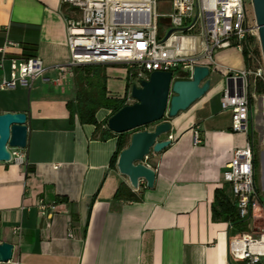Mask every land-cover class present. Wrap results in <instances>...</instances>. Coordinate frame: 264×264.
Segmentation results:
<instances>
[{
    "label": "crops",
    "instance_id": "obj_1",
    "mask_svg": "<svg viewBox=\"0 0 264 264\" xmlns=\"http://www.w3.org/2000/svg\"><path fill=\"white\" fill-rule=\"evenodd\" d=\"M66 11L61 0H0V49L11 43L7 57L35 56L46 69L29 92L0 91V114L25 113L28 131L27 167L0 163V243L13 246L12 259L0 264L237 263L229 255L236 234L212 216V204L216 190L231 199L223 171L248 139L231 132L230 112L220 104L225 87L220 70H243L242 52L235 47L214 52L220 70L210 71L209 90L169 120L171 131L162 139L171 135L170 146L144 163L155 172L153 187L140 180L133 189L111 165L117 138L94 137L95 126L81 124L67 108L76 89L72 69L66 68ZM121 72L124 87L116 96L126 92ZM8 73L5 62L0 77ZM97 113L98 123L109 115ZM121 184L139 199L114 198ZM255 186L262 202L264 167L260 189L256 179ZM40 200L54 207L51 219L40 214Z\"/></svg>",
    "mask_w": 264,
    "mask_h": 264
},
{
    "label": "built area",
    "instance_id": "obj_2",
    "mask_svg": "<svg viewBox=\"0 0 264 264\" xmlns=\"http://www.w3.org/2000/svg\"><path fill=\"white\" fill-rule=\"evenodd\" d=\"M61 2L69 11L73 10L69 12L70 15L76 12L80 14L79 18H65L69 51L66 68L82 65L121 66L126 73L128 90L133 84L139 87V82L148 80L152 72H169L173 81L190 79L193 67L197 65L207 66L210 71L220 70L213 61L215 51L235 47L242 52V42L246 36L254 35L258 39L255 20L252 25L248 21L251 0ZM159 8L168 11L165 16L169 18V30L172 32L167 38L165 36L169 30L165 33L159 27ZM182 38L189 40L186 48L178 44ZM12 45L7 43L0 49V71L4 69L5 62L9 65L8 75L0 77V91L21 87L29 92L34 82L44 76L46 69L35 56L7 57L6 49ZM220 72L225 78L220 104L222 110L230 112V130L248 135L250 111L253 113L250 99L254 97L249 92L251 72L248 67L240 71L223 68ZM253 75L254 87L257 80L264 85L263 61ZM166 139L170 142L173 140L171 135ZM193 143H200L197 132H194ZM7 149L11 154L9 163L27 167L25 149ZM147 159L148 156L145 157ZM253 160V143L247 139L243 148L234 150L231 161L223 171V181L229 185L237 215L248 221L264 217L255 186ZM37 208L42 216L51 219L53 206L48 207L40 200ZM261 231L264 232V228ZM263 237L264 234L259 241H252L248 234L242 233L240 237L230 238V257L245 264H263L264 247H257ZM250 244L256 246L252 251Z\"/></svg>",
    "mask_w": 264,
    "mask_h": 264
},
{
    "label": "water",
    "instance_id": "obj_3",
    "mask_svg": "<svg viewBox=\"0 0 264 264\" xmlns=\"http://www.w3.org/2000/svg\"><path fill=\"white\" fill-rule=\"evenodd\" d=\"M254 20L258 29V41L264 64V0H251ZM169 30L165 36L171 34ZM210 70L207 66H194L188 80H173L169 72H152L148 80H141L139 87L131 85L129 97L134 101L122 107L107 119L106 127L114 134L131 133L136 129L152 126V130L134 132L129 137L128 146L116 160V168L125 176L131 188L144 181L148 189L153 187L155 172L144 164L151 152L156 154L170 146L162 139L171 131L169 120L179 112L187 110L196 100L209 90ZM27 115L25 113L0 114V163H9V148L25 149L27 145ZM13 246L0 243V263L12 259Z\"/></svg>",
    "mask_w": 264,
    "mask_h": 264
},
{
    "label": "trees",
    "instance_id": "obj_4",
    "mask_svg": "<svg viewBox=\"0 0 264 264\" xmlns=\"http://www.w3.org/2000/svg\"><path fill=\"white\" fill-rule=\"evenodd\" d=\"M73 11V10H70ZM68 10V12H70ZM252 38L248 35L242 42V54L246 67L250 66V45ZM106 69L107 66L102 65H82L72 68L73 81L76 89L75 99L68 102L67 108L71 114L75 113L81 124H90L95 126L94 137L97 136L101 140L110 137L117 138L116 151L112 157L111 165L116 164L119 153L125 149L128 143V136L130 133L114 134L107 128H102L106 125L107 119L119 111L122 107L126 106L125 97L128 90V83L124 96L109 95L106 89ZM264 93V85L261 81L257 80L255 84V94L261 95ZM253 105L250 99V106ZM106 110L109 112L108 118L102 123H98L95 115L99 110ZM145 130L143 127L134 130L131 133ZM248 139L252 141V111H250L248 120ZM253 143V142H252ZM255 167V156L253 160ZM114 198H124L128 201H137L139 198L130 191L128 187L121 184ZM212 216L230 224L232 232L235 229L237 233H248L249 226L248 220H242L238 217L234 201L226 196L223 190H216L214 201L212 204ZM231 264H245L244 261H237V263L230 260ZM264 264V262H263Z\"/></svg>",
    "mask_w": 264,
    "mask_h": 264
},
{
    "label": "rangeland",
    "instance_id": "obj_5",
    "mask_svg": "<svg viewBox=\"0 0 264 264\" xmlns=\"http://www.w3.org/2000/svg\"><path fill=\"white\" fill-rule=\"evenodd\" d=\"M67 17L72 18H79L80 14L75 13L70 15L68 11H66ZM158 13L161 15L158 18L159 27L162 32H167L169 30V18L165 16L168 14L167 10L159 8ZM164 15V16H163ZM248 21L249 24L252 25L254 22L253 11L250 6H248ZM252 38L251 45H250V66L248 67L251 76H250V89L249 92L254 95L253 99V113H252V127H253V149H254V156H255V179L256 184L260 189L261 186V169L264 167V93L261 95L255 94V87L253 86L254 75L253 73L256 72L257 68L262 63V56L260 51L259 41L256 36L250 35ZM109 68V69H108ZM121 66H107V83L106 89L111 95H115L118 92H121L124 87V80L122 77ZM125 95V93H124ZM123 95V96H124ZM134 101L129 97V90H127V94L125 97V104L131 105ZM102 114V110H100L97 115L100 117ZM145 130L152 129V126H145L143 127ZM153 154L152 152L148 155V159L144 161V163L151 164V158ZM264 195V194H263ZM263 209H264V197L263 201L261 202ZM264 214V213H263ZM249 232L246 233L250 236L252 241H259L260 236L264 234L261 231L264 228V217L256 219L254 221H248ZM236 234V237H240L241 233H237L234 229L232 235Z\"/></svg>",
    "mask_w": 264,
    "mask_h": 264
},
{
    "label": "bare ground",
    "instance_id": "obj_6",
    "mask_svg": "<svg viewBox=\"0 0 264 264\" xmlns=\"http://www.w3.org/2000/svg\"><path fill=\"white\" fill-rule=\"evenodd\" d=\"M178 44H181L182 48H186V46L189 44V40L187 38H182L181 41L178 42ZM254 247H256V246L250 244V251L254 250ZM257 247H264V237H263L262 241L260 242V244L257 245Z\"/></svg>",
    "mask_w": 264,
    "mask_h": 264
}]
</instances>
